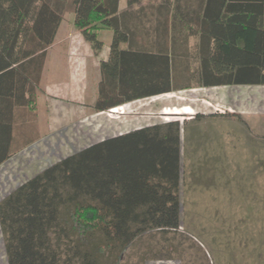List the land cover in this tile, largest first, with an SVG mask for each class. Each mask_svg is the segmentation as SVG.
<instances>
[{
	"label": "trees",
	"instance_id": "trees-1",
	"mask_svg": "<svg viewBox=\"0 0 264 264\" xmlns=\"http://www.w3.org/2000/svg\"><path fill=\"white\" fill-rule=\"evenodd\" d=\"M147 1L127 0L120 12V0H0V167L41 140L16 110H36L47 52L68 13L95 52L103 47L98 31L112 32L93 114L195 82L264 86V0H200L195 11L183 0ZM195 28L202 33L198 75L189 52ZM185 132L171 122L107 138L15 188L0 200L7 264H120L158 233L165 240L158 250L175 252ZM143 246L141 260L174 261Z\"/></svg>",
	"mask_w": 264,
	"mask_h": 264
},
{
	"label": "rangeland",
	"instance_id": "rangeland-1",
	"mask_svg": "<svg viewBox=\"0 0 264 264\" xmlns=\"http://www.w3.org/2000/svg\"><path fill=\"white\" fill-rule=\"evenodd\" d=\"M72 24L74 15L68 13L58 38ZM109 32L100 31L98 39L110 45ZM84 58L88 77L80 82L81 67L74 73L75 66H81L80 57L68 55L62 46L47 55L35 115L37 132L49 137L0 167V200L50 165L92 144L179 122L186 132L182 135V227L171 242L177 250H158L165 244L158 233L126 251L120 264H264V86L207 89L195 82L190 89L112 109L117 113L80 116V108H92L97 98L94 59ZM182 107L195 114H166ZM143 245L154 246L159 258L174 261H155L152 254L141 260ZM0 264H7L1 231Z\"/></svg>",
	"mask_w": 264,
	"mask_h": 264
},
{
	"label": "crops",
	"instance_id": "crops-1",
	"mask_svg": "<svg viewBox=\"0 0 264 264\" xmlns=\"http://www.w3.org/2000/svg\"><path fill=\"white\" fill-rule=\"evenodd\" d=\"M165 2L169 3V4H172L173 0H162L160 3H165ZM183 2L190 4L192 6V10L195 11L198 3L200 2V0H183ZM126 3H127V0H120V7H119L120 8V12H124L125 10H127V4ZM135 9H136V7L134 9H132V10H135ZM203 14H204L203 10H201L200 17H199V25H202ZM211 17H209L208 19H211ZM210 21L211 20L208 21V25H209ZM208 25H206L205 27L207 28ZM73 26L74 25L72 24L70 30L67 31V32H64L61 38L60 37L58 38V34H57L56 42L48 50L47 55L49 54L50 51L54 50L57 46H62L64 48V50L68 53V55H70V56L74 55L75 57H80L81 59H80L79 64L81 66H75V68H74L75 69L74 73H76L79 70V68L81 67L80 70L83 73L80 72L81 73V76L79 78L80 82L86 81L87 77H88V74H87L88 72L86 73V67H84V65L87 64V61L85 60L84 56L87 55L89 58H93L94 62H93L92 65H93V67L95 68V70L97 72L96 73L97 75H96L95 84L97 86V98H98L99 85H100L101 78H102L101 64H102V62H106L109 59V57H110V45L111 44L108 45V44H104L103 43L102 49L98 53H95V52H93L92 48L89 49L84 44V41H83L84 38L82 37V35H80L79 33H77L75 31V28ZM60 29H61V27H60ZM60 29H59V32H60ZM100 31L109 32L107 29H100L98 31V37H99ZM111 34H112V32L110 33V36L107 35V36H109V39H112V35ZM201 36H202L201 31L196 29V28L193 29L190 32V38H189V52H190V56H191L190 57V63H191V69L196 75H198L200 73V70H201V58H200L201 38H202ZM122 48L126 49L127 45H122ZM68 93H70V94L72 93V89L70 87H68ZM97 98H96V100H97ZM37 101H38V98H37ZM182 108H186V107H182ZM36 109H37V106H36ZM82 109L83 108L81 107L80 110H81L83 115H80V116H86L87 113L88 114L91 113V115L93 114V109L92 108H88V109L84 108L83 110ZM178 109H181V108H178ZM31 111L32 110L25 109V108H21V109H17L16 110L18 117L19 116H21V117L24 116L27 119L26 125L30 126V128H31L32 125L33 126L37 125V120L35 121V123L32 122V119L34 118L33 115L35 114L36 110L33 111V113ZM190 116H192V115H190ZM74 117H77V116H74ZM19 124L21 125V123H19ZM38 125H39V122H38ZM36 129H37V127H36ZM35 134L38 137H40L41 140H44L45 138L49 137V136H45V135L41 136L39 134V132H37V130L35 131ZM41 140H39V141H41Z\"/></svg>",
	"mask_w": 264,
	"mask_h": 264
},
{
	"label": "bare ground",
	"instance_id": "bare-ground-1",
	"mask_svg": "<svg viewBox=\"0 0 264 264\" xmlns=\"http://www.w3.org/2000/svg\"><path fill=\"white\" fill-rule=\"evenodd\" d=\"M122 109V108H120ZM118 111L116 110H112V113H117ZM123 112V110H122ZM167 115H194L195 114V111L192 110L191 108L189 107H186V108H181V109H174L173 111L169 112V113H166ZM66 149V148H65ZM65 152V151H64ZM21 163V162H20ZM14 164V163H12ZM10 168V167H9ZM8 168V169H9ZM6 170V169H5ZM3 174V173H2ZM10 174V173H9ZM2 176V175H1Z\"/></svg>",
	"mask_w": 264,
	"mask_h": 264
}]
</instances>
